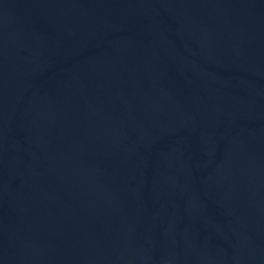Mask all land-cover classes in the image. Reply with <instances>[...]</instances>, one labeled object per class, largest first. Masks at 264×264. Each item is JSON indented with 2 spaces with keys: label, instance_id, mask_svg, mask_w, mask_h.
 <instances>
[{
  "label": "water",
  "instance_id": "95a60500",
  "mask_svg": "<svg viewBox=\"0 0 264 264\" xmlns=\"http://www.w3.org/2000/svg\"><path fill=\"white\" fill-rule=\"evenodd\" d=\"M0 264H264V0H0Z\"/></svg>",
  "mask_w": 264,
  "mask_h": 264
}]
</instances>
